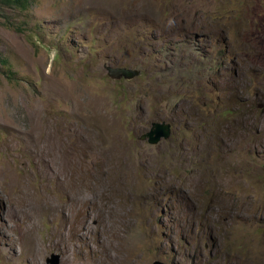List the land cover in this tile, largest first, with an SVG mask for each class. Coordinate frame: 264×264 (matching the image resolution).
Returning <instances> with one entry per match:
<instances>
[{"label":"rangeland","instance_id":"obj_1","mask_svg":"<svg viewBox=\"0 0 264 264\" xmlns=\"http://www.w3.org/2000/svg\"><path fill=\"white\" fill-rule=\"evenodd\" d=\"M0 57V264H264V0L0 6Z\"/></svg>","mask_w":264,"mask_h":264},{"label":"water","instance_id":"obj_2","mask_svg":"<svg viewBox=\"0 0 264 264\" xmlns=\"http://www.w3.org/2000/svg\"><path fill=\"white\" fill-rule=\"evenodd\" d=\"M108 76L113 80H131L137 77L140 73L135 70L120 68V67H106ZM171 135V125L162 123H153L150 131L143 135V140H148L149 144L154 145L160 142L161 139H168ZM57 259V258H56ZM57 264V263H56ZM153 264H166L161 261H155Z\"/></svg>","mask_w":264,"mask_h":264},{"label":"bare ground","instance_id":"obj_3","mask_svg":"<svg viewBox=\"0 0 264 264\" xmlns=\"http://www.w3.org/2000/svg\"><path fill=\"white\" fill-rule=\"evenodd\" d=\"M67 164V163H66ZM77 164V163H76ZM72 166H74L73 164H72ZM73 168V167H72ZM53 169V168H52ZM67 169H69L68 168V166H67ZM48 170V169H47ZM68 171V170H67ZM62 177V176H61ZM66 179V178H65ZM75 179V178H74ZM64 181V180H63ZM76 181V180H75ZM65 182V181H64ZM73 182V181H72ZM76 183V182H75ZM66 184V183H65ZM68 184H70V183H68ZM73 186V185H72ZM71 189V188H70ZM75 189V188H74ZM78 189V188H77ZM71 191V190H70ZM73 192V191H72ZM77 192V191H76ZM78 194H80L79 193V191H78ZM70 202L72 203V204H74V205H83L84 204V202L79 198V196L77 195V194H75V195H72L71 197H70ZM70 205V204H69ZM69 205H67V207L65 208V210H64V212H63V217H64V223H66V222H68L69 220H70V218L72 217L73 218V211H72V209L69 207ZM84 206V205H83ZM85 207V206H84ZM82 209V208H81ZM87 215H89V216H92V215H90V212H88L87 211ZM88 218V217H87ZM90 218V217H89ZM76 219V218H75ZM74 219V220H75ZM77 222V221H76ZM85 223V222H84ZM84 223H82V221H81V223H78V225L77 226H74L75 227V234L78 236V237H82V233H81V231L83 230H86L87 229V225H85ZM106 234V233H105ZM104 234H102L101 235V237L100 238H98L99 240H98V242H99V246H101V248L100 249H96V248H93L92 247V245H90L89 244V246H90V248H91V253H94V252H96V253H99V255H98V259L96 260V261H93V262H95L96 264H105L104 262L105 261H108V263H106V264H112L113 262H114V264H115V262L117 261V260H114L113 258L111 259L107 254L108 253H106L105 254V252H104V245L105 244H107V242H106V240H105V238H104V236H103ZM63 238H65V236L63 235ZM88 244V243H87ZM62 245V244H61ZM63 246H64V244H63ZM108 246H110V245H108ZM115 246V245H114ZM112 246H110V248H111ZM113 248V247H112ZM69 249V248H68ZM68 249L67 248H65V251L66 252H68ZM109 249V248H108ZM100 253H101V255H100ZM69 255H70V253H69ZM96 256V255H95ZM118 262H119V260H118ZM88 264H89V262H88Z\"/></svg>","mask_w":264,"mask_h":264},{"label":"trees","instance_id":"obj_4","mask_svg":"<svg viewBox=\"0 0 264 264\" xmlns=\"http://www.w3.org/2000/svg\"><path fill=\"white\" fill-rule=\"evenodd\" d=\"M33 0H0V6L3 8L13 9L19 12H25L31 6ZM0 65L4 67L6 71V75L10 80L14 79V73L10 69L9 60L0 57Z\"/></svg>","mask_w":264,"mask_h":264},{"label":"clouds","instance_id":"obj_5","mask_svg":"<svg viewBox=\"0 0 264 264\" xmlns=\"http://www.w3.org/2000/svg\"><path fill=\"white\" fill-rule=\"evenodd\" d=\"M155 123H162V122H155ZM169 124V123H168ZM171 125V124H170ZM171 131H172V127H171Z\"/></svg>","mask_w":264,"mask_h":264}]
</instances>
